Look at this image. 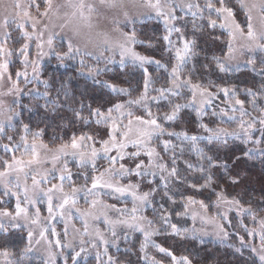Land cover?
<instances>
[{
    "label": "snow or ice",
    "instance_id": "obj_1",
    "mask_svg": "<svg viewBox=\"0 0 264 264\" xmlns=\"http://www.w3.org/2000/svg\"><path fill=\"white\" fill-rule=\"evenodd\" d=\"M257 163L264 0H0V264H264Z\"/></svg>",
    "mask_w": 264,
    "mask_h": 264
},
{
    "label": "trees",
    "instance_id": "obj_2",
    "mask_svg": "<svg viewBox=\"0 0 264 264\" xmlns=\"http://www.w3.org/2000/svg\"><path fill=\"white\" fill-rule=\"evenodd\" d=\"M147 28L144 29L146 31L147 29H152V35L155 36H161L163 34L162 27L160 24L156 22H152L151 26L150 24H146ZM219 34V30H217V33ZM202 46H203V42ZM159 50H157V58H159L158 54ZM153 54V53H152ZM246 71L245 69H241V72ZM60 72H64V69L61 68ZM234 79L232 82L238 83L241 88L245 87V84L242 83L245 79V77L241 76L240 73L234 74ZM138 78V73H137ZM135 85V80H133V86ZM127 86V85H124ZM75 87L78 89V91H82L85 93L86 96H90L92 99H96L97 93L93 91V85L91 80L81 77L79 81L75 84ZM243 98V97H241ZM31 117L33 122H38L42 118V113L40 112H32L29 113L27 111L24 112V117ZM27 122V119L25 120ZM87 131V129L85 128ZM246 174L248 176V181L244 185L245 189L253 196L259 197L261 193L262 187H264V176H262V169L259 163L255 165V167H248L246 169ZM239 191V189H237ZM161 243H171V241H163L162 239L159 240ZM26 244V241L22 235H20L19 232H16L14 236L12 237L11 241L7 245L10 250L12 251H18L20 248H22ZM207 248L209 252L211 253L210 257V264H215L216 261L219 262V264H235L236 256L233 255L232 250L229 249L226 245L222 246L219 244L211 243L209 240V243L207 244ZM205 253L202 251L200 253V256L203 258ZM134 258V257H133ZM31 264H41L36 261H31ZM82 264H85L84 261H82Z\"/></svg>",
    "mask_w": 264,
    "mask_h": 264
},
{
    "label": "rangeland",
    "instance_id": "obj_3",
    "mask_svg": "<svg viewBox=\"0 0 264 264\" xmlns=\"http://www.w3.org/2000/svg\"><path fill=\"white\" fill-rule=\"evenodd\" d=\"M112 13H108V15H111ZM183 15V13H181ZM240 19L242 20L243 17H240ZM152 22H156L158 24L161 25L162 27V31H163V34H164V25H163V21L162 20H159L157 19L154 15L152 17H141L140 18V21L138 23V29L141 28L143 25H146V24H150L149 26H151ZM101 28H106V27H110V26H107L106 24H101L100 25ZM144 30V29H143ZM146 32L148 33V35H152V29H147ZM141 39H143V35L140 36ZM18 46V45H17ZM138 51H141V52H145V47L143 45H140L138 46ZM147 54H152V53H147ZM243 69V68H242ZM23 103L27 104L28 103V100L27 98H24L23 100ZM81 204H83V201L81 200ZM22 235V234H20ZM25 241L27 242V239H26V236H23ZM207 240H210V238H206ZM159 242V241H158ZM89 259H91L89 257ZM32 261H36L38 263H41V261L39 260L38 257H33ZM82 261H83V258H82ZM58 264H63V261L62 259L59 260Z\"/></svg>",
    "mask_w": 264,
    "mask_h": 264
},
{
    "label": "clouds",
    "instance_id": "obj_4",
    "mask_svg": "<svg viewBox=\"0 0 264 264\" xmlns=\"http://www.w3.org/2000/svg\"><path fill=\"white\" fill-rule=\"evenodd\" d=\"M54 3L55 4H61V3H63V0H54ZM111 36H112V38L113 39H116V38H118V34L117 33H111ZM102 37H97V36H95V34H93V36H92V39L95 41V40H98V39H101Z\"/></svg>",
    "mask_w": 264,
    "mask_h": 264
}]
</instances>
